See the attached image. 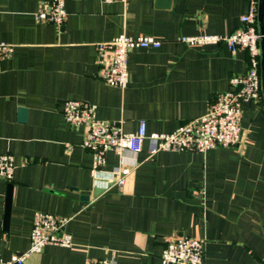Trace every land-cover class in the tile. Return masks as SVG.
<instances>
[{
  "label": "crops",
  "instance_id": "obj_1",
  "mask_svg": "<svg viewBox=\"0 0 264 264\" xmlns=\"http://www.w3.org/2000/svg\"><path fill=\"white\" fill-rule=\"evenodd\" d=\"M51 1L0 0V43L13 47L0 61V154L16 164L12 181L0 180V260L30 247L39 211L69 218L73 244L47 245L26 264H162L172 235L201 240L204 264H264L263 92L244 104L234 148L149 155L145 142L139 153L109 151L100 170L82 146L84 130L62 114L65 101L81 100L126 132L145 120L148 133H170L206 114L231 77L247 71L249 55L179 38L233 33L249 0H65L61 27L36 19ZM123 33L161 42L131 51L124 89L101 80L96 64L97 44ZM125 165L131 173L119 185L115 168Z\"/></svg>",
  "mask_w": 264,
  "mask_h": 264
},
{
  "label": "built area",
  "instance_id": "obj_2",
  "mask_svg": "<svg viewBox=\"0 0 264 264\" xmlns=\"http://www.w3.org/2000/svg\"><path fill=\"white\" fill-rule=\"evenodd\" d=\"M115 1V0H110ZM126 3L127 0H118ZM259 0H249L248 11L241 17V26L228 35L182 36L180 42L189 46L219 45L230 51H247L249 66L245 73L230 79V89L213 97L206 114L192 119L170 133H148L147 122L139 121L136 132H126L115 121H101L96 106L81 100H67L62 114L67 124L84 130L82 146L93 155V169H103L107 153H139L145 142L148 154L159 152L197 151L205 153L222 147L234 148L242 139V108L257 103L262 97L261 53L259 42L264 37L258 30ZM67 17L65 0H53L36 13L38 21L61 27ZM161 42L152 36L131 37L120 34L97 44L96 64L99 77L106 84L127 88L129 84V54L134 49H158ZM13 47L0 43V61L11 56ZM16 164L11 154H0V180L11 182ZM118 184L124 185L131 166L115 168ZM69 218L45 212H35L30 233V247L0 264H26L33 254L47 245L71 247L72 235L66 230ZM204 243L196 238L172 235L164 239L162 264H204ZM85 264H115L112 259H88Z\"/></svg>",
  "mask_w": 264,
  "mask_h": 264
},
{
  "label": "water",
  "instance_id": "obj_3",
  "mask_svg": "<svg viewBox=\"0 0 264 264\" xmlns=\"http://www.w3.org/2000/svg\"><path fill=\"white\" fill-rule=\"evenodd\" d=\"M258 30L260 34H264V0H259V9H258ZM262 43V52H261V83H262V92L264 94V37L260 40ZM21 118L23 121L26 120L27 110L20 109ZM11 206H12V185L9 186L7 201H6V210L5 216L3 218V226L5 230H8V224L10 221L11 215Z\"/></svg>",
  "mask_w": 264,
  "mask_h": 264
}]
</instances>
